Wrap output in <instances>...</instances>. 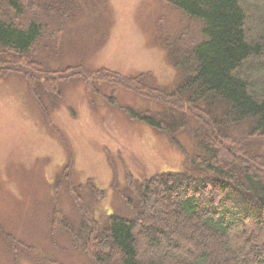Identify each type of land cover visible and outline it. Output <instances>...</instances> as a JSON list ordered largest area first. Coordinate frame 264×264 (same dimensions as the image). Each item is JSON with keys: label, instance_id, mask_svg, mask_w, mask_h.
I'll return each mask as SVG.
<instances>
[{"label": "trees", "instance_id": "16d2710c", "mask_svg": "<svg viewBox=\"0 0 264 264\" xmlns=\"http://www.w3.org/2000/svg\"><path fill=\"white\" fill-rule=\"evenodd\" d=\"M164 1L200 23L197 42L161 36L181 77L171 92L148 85L147 74L42 68L35 52L43 36L56 43L67 23L85 10L101 15L107 0H0V78L28 76L46 119L40 95H58L65 80H106L164 107L158 115L123 107L131 119L189 134L193 152L182 170L128 180L132 217L110 215L101 229L85 215L77 231L65 225L95 264H264V0Z\"/></svg>", "mask_w": 264, "mask_h": 264}, {"label": "rangeland", "instance_id": "374dc122", "mask_svg": "<svg viewBox=\"0 0 264 264\" xmlns=\"http://www.w3.org/2000/svg\"><path fill=\"white\" fill-rule=\"evenodd\" d=\"M101 12L79 14L56 43L44 35L35 52L42 68L147 74L148 85L173 91L181 77L161 36L186 33L197 42L200 23L164 0H107ZM29 81L20 74L0 78V264H95L65 225L77 231L85 215L101 229L110 215L132 217L125 200L135 206L137 197L128 180L182 170L193 143L186 132L162 133L131 119L123 107L151 115L164 107L106 80H65L58 95H40L46 119ZM66 168L67 182L59 185ZM90 185L104 195L92 196Z\"/></svg>", "mask_w": 264, "mask_h": 264}]
</instances>
